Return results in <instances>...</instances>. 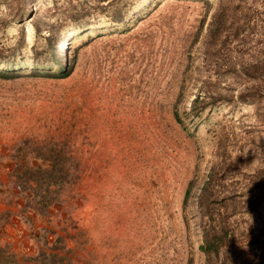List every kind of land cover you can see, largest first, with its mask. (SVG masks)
<instances>
[{"label":"rangeland","instance_id":"obj_1","mask_svg":"<svg viewBox=\"0 0 264 264\" xmlns=\"http://www.w3.org/2000/svg\"><path fill=\"white\" fill-rule=\"evenodd\" d=\"M101 1L25 0L22 14L21 0H0V60L11 62L0 69L17 74L0 78V108H27L1 122L75 141L84 194L33 216L0 159V250L18 264L39 251L59 252L60 264H205L202 232L214 224L234 241L212 264H258L264 103L238 101L246 85L228 64L264 58V0H147L121 26L106 24ZM222 6L230 22L251 23L205 67L202 41ZM79 11L99 25L74 30ZM51 28L58 55L71 52L65 79L30 74ZM197 97L217 101L195 116ZM209 174L201 208L196 195Z\"/></svg>","mask_w":264,"mask_h":264},{"label":"trees","instance_id":"obj_2","mask_svg":"<svg viewBox=\"0 0 264 264\" xmlns=\"http://www.w3.org/2000/svg\"><path fill=\"white\" fill-rule=\"evenodd\" d=\"M102 0L103 13H107L106 24L123 25L126 23L128 15L134 9H137L147 0H127L121 6V0ZM119 1V2H118ZM222 1V0H220ZM25 0H21V8L24 14ZM223 5V3H222ZM74 30L83 32L87 27H95L98 23H91L90 20L81 19L80 11L76 14ZM80 19V20H79ZM80 21V22H79ZM84 21V22H83ZM229 8L222 6L218 9L209 22L206 29L203 47V65L208 67V56L217 54L221 47L230 46L234 41L245 38L244 29L251 23V20L238 23V20H231ZM256 20L253 19L255 24ZM59 32V31H58ZM55 29H49V35L44 39L47 45L43 52L45 58L37 53L35 62L31 64V75L34 77H44L48 79H65L72 72L71 52L58 55L62 40L60 37L55 38ZM198 32L197 35H199ZM195 41V40H194ZM264 53H260V55ZM2 59V58H0ZM1 65H8L11 62L0 60ZM210 67V66H209ZM228 68L244 79L245 87L237 95L238 101L241 103H264V58L258 59L252 57L249 61L228 64ZM40 69V70H39ZM53 69V70H52ZM13 71L0 69L1 79H10L15 77ZM199 97V96H198ZM192 101V109H196L195 116L200 115L207 107H212L217 99L212 98L210 102H200L199 98ZM20 110L0 108V159L6 161L4 166L9 165V180L18 188L17 197L23 199V210L33 214V216H44L48 214L49 209L54 206L70 204L83 198L84 194L79 187H82V177L80 175V164L82 165L81 151L76 148L75 141H61L59 135L62 130H54V135H50L48 128L34 126L33 128H24L21 126H11L1 122V118H7L14 114H25V106H16ZM3 109V110H2ZM174 119L177 123L182 124L177 108H174ZM57 134V135H56ZM53 137H58L56 140ZM62 138V137H60ZM66 143V144H65ZM76 154V155H75ZM73 160L76 161L73 163ZM8 161V162H7ZM211 174H209L196 196L197 204L203 207L204 198L210 189ZM192 195L191 188L185 192L183 203L186 204ZM69 204V205H70ZM204 217V215H203ZM203 228L202 245L199 246L200 251L204 254L205 264H212L222 248L231 246L234 239L227 232H223L222 228L211 224L210 231ZM62 240V238H60ZM63 241V240H62ZM45 242H47L45 240ZM62 250V249H61ZM64 250V246H63ZM36 257H24L25 261H31L35 264L38 258L43 264H60L63 263L59 252L46 253L39 251ZM0 259L5 264H18L13 259L14 256L5 255L4 250H0ZM259 263L264 264V246L260 248L258 257ZM70 262V261H69Z\"/></svg>","mask_w":264,"mask_h":264}]
</instances>
